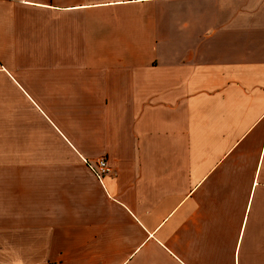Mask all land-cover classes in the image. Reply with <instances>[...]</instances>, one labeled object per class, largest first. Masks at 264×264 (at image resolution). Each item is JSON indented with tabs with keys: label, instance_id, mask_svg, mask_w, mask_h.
<instances>
[{
	"label": "crops",
	"instance_id": "obj_1",
	"mask_svg": "<svg viewBox=\"0 0 264 264\" xmlns=\"http://www.w3.org/2000/svg\"><path fill=\"white\" fill-rule=\"evenodd\" d=\"M28 109L113 173L44 206L10 159L43 131L0 127V264H264V0H0V126Z\"/></svg>",
	"mask_w": 264,
	"mask_h": 264
},
{
	"label": "rangeland",
	"instance_id": "obj_2",
	"mask_svg": "<svg viewBox=\"0 0 264 264\" xmlns=\"http://www.w3.org/2000/svg\"><path fill=\"white\" fill-rule=\"evenodd\" d=\"M25 122H2L5 128L35 129L43 131L42 147L35 146V137L27 136L26 143L20 147L18 153L12 152L10 159L26 161L27 163L42 162L43 200L44 206L49 203L51 183L57 192L80 191L83 179L89 177L88 169L82 157L66 147L57 136L52 135L45 119H41L34 111L27 110ZM29 164L28 166H31ZM29 171V170H28ZM45 208V207H44Z\"/></svg>",
	"mask_w": 264,
	"mask_h": 264
},
{
	"label": "built area",
	"instance_id": "obj_3",
	"mask_svg": "<svg viewBox=\"0 0 264 264\" xmlns=\"http://www.w3.org/2000/svg\"><path fill=\"white\" fill-rule=\"evenodd\" d=\"M84 162L87 165L88 169L96 176L99 181H102L106 176L113 173V169L106 158H100L95 161L84 159Z\"/></svg>",
	"mask_w": 264,
	"mask_h": 264
}]
</instances>
